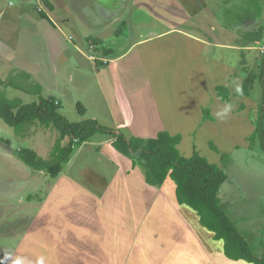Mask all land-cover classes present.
<instances>
[{
  "label": "crops",
  "instance_id": "1",
  "mask_svg": "<svg viewBox=\"0 0 264 264\" xmlns=\"http://www.w3.org/2000/svg\"><path fill=\"white\" fill-rule=\"evenodd\" d=\"M237 1L223 3L225 26H232L224 27V32L233 35L232 41H223L194 35L178 25L133 38L131 11L140 6L138 0H118L113 7L102 0H16L18 5L9 0L0 4V80L25 71L41 84L43 96L56 100L58 111L64 98L75 107L80 102L85 113H77L87 115L85 119H95L127 137L179 133L181 155L191 156L195 148L221 166L209 143L230 155L238 147L249 148L253 112L260 102L253 87L243 93V57L234 59V52L248 55L243 59L254 73L259 61L264 63L259 49L264 47V12L245 14L238 9L235 14ZM77 2H85L78 5L80 11H75ZM225 10L234 17L228 19ZM48 12L63 24V19L71 21L79 35H103L104 40L126 36L129 45L122 52L107 50L105 64L89 61L78 50L84 48L77 39L70 48L51 37ZM101 15L112 30L105 31L107 25L97 22ZM259 28L260 41L248 45L241 34ZM217 86L229 90L228 101L217 94ZM227 105L231 106L227 118L218 119L216 113ZM204 109L212 119L204 118ZM36 126L27 127L21 137L34 138L30 149L39 156L40 149L49 154L54 141L47 139L46 149L40 138L47 137L43 134L47 128L40 125L43 129L35 135ZM111 140L97 133L77 144L54 178L26 166L17 156L19 148L7 145L0 151L11 168L5 177L11 203L15 194L21 199L18 213L27 206L35 209L31 220L20 219L25 231L22 246L32 238L35 254L42 259L51 244V257L67 258L68 264H230L231 259L222 255V241L201 229L192 208L177 202L174 182L167 178L161 186L148 184L142 167L133 165Z\"/></svg>",
  "mask_w": 264,
  "mask_h": 264
},
{
  "label": "rangeland",
  "instance_id": "2",
  "mask_svg": "<svg viewBox=\"0 0 264 264\" xmlns=\"http://www.w3.org/2000/svg\"><path fill=\"white\" fill-rule=\"evenodd\" d=\"M8 1L9 0H4L0 2V4L4 5ZM11 1L15 3V5H18L16 0ZM102 1L104 4L111 5V7L118 4V0ZM224 1L225 0H138L140 6H136L131 11V21L133 22L135 32L133 38H137L135 36L152 29L159 31L178 25L200 37L232 41L231 37L233 35L230 32H224V27L228 26L227 28L232 29V26H225V22L227 21H225L224 12L221 13L222 9H224ZM258 2L259 4H257ZM83 3L77 2L75 5L78 7V5ZM235 3H237L238 6H242V8H238V6L233 7L232 12L235 14L238 9H242V13L245 14L247 12L257 14L260 13V10L264 12V0H239ZM31 5L34 7L36 3L32 1ZM75 11H80L79 7L75 8ZM225 11L230 13L228 19L234 17L231 11ZM48 16L53 24L47 23L46 26L51 32V37L53 38L54 35L59 43L62 42L63 44L69 45V47L75 39H77L84 49H86L88 43L91 41L97 45L98 50L107 51L109 49H115V53L124 51L129 45L130 41H127L125 38L126 36L123 37V40L115 36H110L111 39L104 40L103 38L105 36L102 35L101 38H98L100 42H94L95 38H97L94 34H90L89 36L79 35L75 25L74 27L71 25V21L68 23L67 20L63 19V22L65 21V23H68L63 24L61 23V19L55 18V16H52L49 12ZM45 19L44 24L45 21L48 22V18L46 17ZM106 20L108 19L101 15L98 16L97 22L102 26L106 24ZM125 22H127V20H125ZM106 25L107 26L104 28L105 31L112 30V28H108L109 23ZM67 35H70L72 39L69 40ZM64 37L69 41L64 39ZM215 51L214 49V52ZM97 55H99V53H97ZM234 56L235 58L232 53L231 57L236 60L240 57L245 59L248 57V55L242 51L234 52ZM109 58H111V56H109ZM243 58L240 60L243 71L254 77L252 87L255 89L257 96L259 95L261 102L264 80L259 78H264V74L260 75L261 70L264 72V63L259 61V71L254 73V71H251L253 69L252 66L246 64ZM95 62H98V60ZM71 89H73L74 92L76 91L74 88ZM0 91H2L7 98L18 97L23 103L37 101L36 95L26 94L12 87H4L1 84ZM81 93L82 92H80V94ZM70 102V100L62 99V108L59 110L60 113L70 121L85 119L87 115H79L75 105H71ZM42 129L43 127L40 125L36 126L33 133L37 135ZM43 134L47 137L45 139L40 138V142H42L47 149V139L52 143L56 137V133L46 129ZM33 140V137L27 138L17 135L12 127L8 126L0 119V151H3L7 145H10L13 150L20 147L32 148L34 147L32 143ZM45 151L46 150L40 149L39 153L42 157L47 158L49 154ZM222 153H226L228 158L222 163L219 157H216L227 175L226 181L221 185L218 192L220 202L223 210L235 223L237 229L247 236L254 248L255 254L260 255L264 248V151L259 146V140L256 139L249 148L238 147L231 155L227 152ZM8 170H11V168L7 166L6 162L2 159V155H0V264H68L67 258L51 257V244L47 245V251L50 254L48 253L47 256L42 259L35 254L36 248L35 243L31 241L32 238L27 242V245L23 242L22 246L21 241L24 239H22L21 236L25 234V231L20 224V219H22V223H24L25 220H31L35 209L27 206L22 209V212L18 213L20 209L19 200H21L19 195L15 196V194H12L13 200L15 201L11 203V199H9L10 195H7L8 190L6 189L8 182L5 180ZM13 177L18 179V176L15 174ZM26 201L27 200L24 199L21 203L24 204ZM199 226L204 231H208L202 225L199 224ZM20 246H22V249H20ZM25 249H27V252H25L26 254L23 252ZM216 250L218 251V249H215L217 255L218 253ZM18 253H23L24 257L20 259V256L17 255ZM222 255L224 256L223 253ZM227 260L229 259L227 258ZM229 261H231L230 264L239 262V260Z\"/></svg>",
  "mask_w": 264,
  "mask_h": 264
},
{
  "label": "trees",
  "instance_id": "3",
  "mask_svg": "<svg viewBox=\"0 0 264 264\" xmlns=\"http://www.w3.org/2000/svg\"><path fill=\"white\" fill-rule=\"evenodd\" d=\"M229 1L225 0L224 3ZM242 36L248 45H253L260 41L262 29L245 32ZM94 42H99V39L95 38ZM262 74L264 72L261 70L260 75ZM253 79L250 74L243 78L244 94L249 92ZM0 84L37 96V101L23 103L18 97L7 98L0 91V119L12 127L17 135H22L32 125H41L56 133L47 158H42L33 149L19 148L17 156L26 166L32 170H44L54 178L69 161L77 144L88 141L97 133L109 135L111 144L118 151L128 156L133 165L142 167L148 184L161 186L167 178L174 182L177 202L197 213L200 224L213 233L215 240L222 241L223 253L227 258L244 260L249 264H264V248L260 255L255 254L247 236L237 229L223 210L218 196L221 185L227 179L223 167L210 162L195 148L191 156L181 155L177 147L181 140L179 133L172 135L167 131H160L156 137H127L123 132L103 126L95 119L69 121L59 113L56 100L43 96L41 84L31 80L25 71L7 76L0 80ZM216 91L223 101L229 100L230 92L226 87L217 86ZM76 108L80 114L85 113L80 102H77ZM203 112L204 118L212 119L208 109ZM252 120L255 128L248 137L249 147L258 139L259 146L264 151V83L261 102L253 112ZM209 146L219 154L222 163L227 160L228 155L220 152L212 142Z\"/></svg>",
  "mask_w": 264,
  "mask_h": 264
},
{
  "label": "built area",
  "instance_id": "4",
  "mask_svg": "<svg viewBox=\"0 0 264 264\" xmlns=\"http://www.w3.org/2000/svg\"><path fill=\"white\" fill-rule=\"evenodd\" d=\"M68 39L71 40L72 37L68 36ZM260 51L264 54V47H260L259 48ZM83 56L92 62H95L96 60H98V62H101L102 64H105L109 59L108 57L101 51L97 49V45H95L93 42H89L88 46L86 47V49H78ZM97 53H99V55H97Z\"/></svg>",
  "mask_w": 264,
  "mask_h": 264
},
{
  "label": "clouds",
  "instance_id": "5",
  "mask_svg": "<svg viewBox=\"0 0 264 264\" xmlns=\"http://www.w3.org/2000/svg\"><path fill=\"white\" fill-rule=\"evenodd\" d=\"M231 111V106L230 105H227L225 106L223 109L219 110L217 113H216V116L218 119L220 120H224L227 118L229 112Z\"/></svg>",
  "mask_w": 264,
  "mask_h": 264
}]
</instances>
